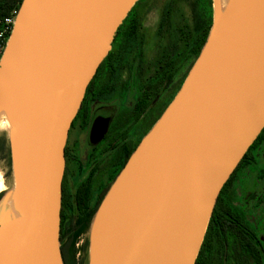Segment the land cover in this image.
I'll list each match as a JSON object with an SVG mask.
<instances>
[{"label": "water", "instance_id": "obj_1", "mask_svg": "<svg viewBox=\"0 0 264 264\" xmlns=\"http://www.w3.org/2000/svg\"><path fill=\"white\" fill-rule=\"evenodd\" d=\"M138 1H22L0 58L15 180L0 204L13 193L21 212L0 217V264H65L69 130ZM212 5L200 54L94 214L89 264H196L223 186L264 129V0ZM107 126L95 120L93 142Z\"/></svg>", "mask_w": 264, "mask_h": 264}, {"label": "flooded vegetation", "instance_id": "obj_2", "mask_svg": "<svg viewBox=\"0 0 264 264\" xmlns=\"http://www.w3.org/2000/svg\"><path fill=\"white\" fill-rule=\"evenodd\" d=\"M139 28L140 18L134 47L128 49L126 46L122 50L120 72L103 75L108 81L102 89L91 88L90 92L88 89L86 91L82 107L69 130L66 143L63 196L65 192L74 195L82 185H86L90 187L92 193L89 205H94L109 183V178L120 166L121 156L131 145H138L143 136L155 124L180 89L192 67L188 51H185L180 58L178 56L180 53L177 51L180 46L165 48L157 61L155 71L149 77L143 78L139 68H136L134 72L130 73L124 87L120 89L118 80L124 68L121 66V60L137 45ZM191 30L182 35L181 44L184 43V40L189 39ZM113 48L114 44L112 50ZM137 60L139 59L137 58ZM176 86L178 88L171 101L165 106H163L164 104L160 105V100L165 94ZM130 92L132 94H129ZM159 105L161 109L157 119L148 130H145L148 120L156 115ZM96 119H100L103 123L107 122L108 126L102 139L93 142L91 129ZM82 134L86 136V144L76 147L77 140ZM72 138L74 139L72 140ZM80 149L82 152L79 151ZM75 166L81 174L78 181H75L72 171ZM239 208L246 211L244 207L240 206ZM246 219L251 226L250 230L244 232H240L237 227H232V223L226 225V231H222L221 226L219 229L212 228L211 231L208 226L203 247L199 253L198 264H228L233 257L235 260L231 264H258L255 262L254 253L255 234L260 241L257 246L264 264V239L259 236L247 215ZM229 237H232V241H229ZM231 252L234 256H231ZM239 253L240 257H238Z\"/></svg>", "mask_w": 264, "mask_h": 264}, {"label": "trees", "instance_id": "obj_3", "mask_svg": "<svg viewBox=\"0 0 264 264\" xmlns=\"http://www.w3.org/2000/svg\"><path fill=\"white\" fill-rule=\"evenodd\" d=\"M22 1L23 0H0V58L12 31L13 22ZM191 2L194 12L193 27L191 28L189 39L184 40V43L180 45L177 51L180 53L178 55L180 58L184 55L183 53L185 51H188L191 65H193L201 52L211 28L213 21V5L212 0H191ZM136 5L137 3L119 27L113 42L114 48L99 66L96 75L88 86L89 92L91 88L102 89V87L106 85L108 80L103 75L119 73L120 57H122L123 48L127 46L128 49H132L134 47L139 25ZM263 144L264 129L223 186L209 223V229L211 228V231L212 228L219 229L220 226L222 227V231H226V225L230 223H232V227H237L240 232L250 230L251 225L246 219L245 211L235 205L237 193L236 186L241 176L247 174L251 167H256V165L259 164L258 151ZM6 146V142L0 144V154L5 152ZM136 146L137 144L131 145L126 153L121 156L120 166L117 168L115 174L109 178V183L101 192L99 199L94 205H89L92 196L89 186L82 185L74 195L67 192L64 193L62 200L61 251L65 264H80L79 261L75 259L77 244L81 236L90 229L94 214L103 196L107 192L110 183L114 181ZM262 176L261 174V177ZM3 195L4 192H0V200ZM257 243H260V241L255 234V262L263 264ZM199 257L200 254L196 264H198Z\"/></svg>", "mask_w": 264, "mask_h": 264}, {"label": "rangeland", "instance_id": "obj_4", "mask_svg": "<svg viewBox=\"0 0 264 264\" xmlns=\"http://www.w3.org/2000/svg\"><path fill=\"white\" fill-rule=\"evenodd\" d=\"M136 12L140 18L138 43L121 60V66L124 68L118 80L120 89L124 87L130 73L134 72L136 68H139L143 78L149 77L155 71L157 61L163 50L179 47L182 43V35L190 31L194 20L191 0H139L136 5ZM177 88L176 86L165 94L160 100V105L164 104L163 106H165L166 103L170 102ZM160 105L156 115L148 120V126L145 130H148L157 119L161 109ZM2 142H6L7 146L5 152L0 154V173H2L3 182L7 186L5 191H9L14 188L15 180L7 130L0 131V144ZM82 144H86V136L83 134L79 136L76 147L82 146ZM79 151L82 152V149ZM258 155L259 164L256 167H251L247 174L241 176L237 181L235 205L245 208L248 220L254 224L259 236L264 239V171H262L264 170V144L259 148ZM72 171L75 181H78L81 176L79 169L75 166ZM91 239L92 230L89 229L81 236L77 244L75 259L80 264H89ZM229 241H232V237H229ZM231 256H234L232 252ZM238 257H240V253ZM233 260L235 257L231 258L228 264L233 263Z\"/></svg>", "mask_w": 264, "mask_h": 264}, {"label": "bare ground", "instance_id": "obj_5", "mask_svg": "<svg viewBox=\"0 0 264 264\" xmlns=\"http://www.w3.org/2000/svg\"><path fill=\"white\" fill-rule=\"evenodd\" d=\"M229 3L230 0H222V5L224 8ZM11 128H12V122L10 118L8 117L6 111L3 108H0V131L7 130V132H9ZM5 190H7V186L3 182L2 173H0V192ZM12 194L13 193H11V195L0 204V217H4L5 219H9L8 218L9 212H12L15 216H20L21 214Z\"/></svg>", "mask_w": 264, "mask_h": 264}]
</instances>
